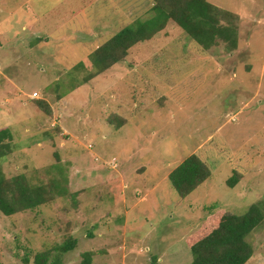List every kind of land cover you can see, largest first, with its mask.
<instances>
[{
  "label": "rangeland",
  "instance_id": "rangeland-1",
  "mask_svg": "<svg viewBox=\"0 0 264 264\" xmlns=\"http://www.w3.org/2000/svg\"><path fill=\"white\" fill-rule=\"evenodd\" d=\"M207 1L240 17L233 53L170 23L84 83L90 55L150 16L151 0H0V129L14 152L4 170L30 163L42 184L57 153L69 189L36 211L0 212V264H34L71 236L61 264L85 253L92 264H191L186 238L208 209L243 215L264 199V0ZM191 155L211 175L182 199L168 177ZM249 240L248 264H264V226Z\"/></svg>",
  "mask_w": 264,
  "mask_h": 264
},
{
  "label": "trees",
  "instance_id": "trees-1",
  "mask_svg": "<svg viewBox=\"0 0 264 264\" xmlns=\"http://www.w3.org/2000/svg\"><path fill=\"white\" fill-rule=\"evenodd\" d=\"M150 4V16L138 17L90 55L95 71L84 83L125 63L132 48L152 40L166 30L170 23L183 30L192 42L204 50L223 44L230 54L238 48V15L212 5L207 0H151ZM129 62L131 67L136 63L132 60ZM32 101L40 110L51 113L50 105L45 100ZM117 121L119 124L114 125L119 130L126 120L121 123L119 119ZM11 138L12 133L8 129H0V212L12 216L27 210L36 211L61 196L65 197L69 189L58 181L63 176V163L57 153L54 156L57 158L58 170L51 167L47 174L52 178L42 184L36 181L34 166L30 163L16 164L8 173L4 170V163L9 161L10 153H14L13 146L6 142ZM207 166L200 157L191 155L170 173L168 179L180 198H187L205 183L211 175ZM237 183L238 179L232 177L228 186L233 188ZM78 194L75 193L73 198ZM73 204L78 205L76 202ZM208 212L197 231L186 238L193 257L191 264H248L254 256V247L249 238L264 226V199L252 204L243 215L225 210L213 212L208 209ZM77 243L78 240L71 236L54 251L37 254L34 264H61L65 254L73 251ZM92 262L93 254L85 253L81 264ZM153 264H157L156 257Z\"/></svg>",
  "mask_w": 264,
  "mask_h": 264
},
{
  "label": "crops",
  "instance_id": "crops-1",
  "mask_svg": "<svg viewBox=\"0 0 264 264\" xmlns=\"http://www.w3.org/2000/svg\"><path fill=\"white\" fill-rule=\"evenodd\" d=\"M211 4V3H210ZM212 5H214V4H212ZM216 6V5H215ZM218 7V6H217ZM145 17H146V15H145ZM128 156H132V155H127V153L125 154V156H123V157H120L121 158V160H122V162L124 161V158H126V157H128Z\"/></svg>",
  "mask_w": 264,
  "mask_h": 264
},
{
  "label": "built area",
  "instance_id": "built-area-1",
  "mask_svg": "<svg viewBox=\"0 0 264 264\" xmlns=\"http://www.w3.org/2000/svg\"><path fill=\"white\" fill-rule=\"evenodd\" d=\"M35 97H37V94L36 93L33 95V98H35Z\"/></svg>",
  "mask_w": 264,
  "mask_h": 264
}]
</instances>
